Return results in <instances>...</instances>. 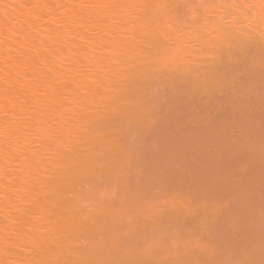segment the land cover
<instances>
[{"label": "snow or ice", "instance_id": "1", "mask_svg": "<svg viewBox=\"0 0 264 264\" xmlns=\"http://www.w3.org/2000/svg\"><path fill=\"white\" fill-rule=\"evenodd\" d=\"M181 6L191 18H179ZM208 7L187 0H0V65L8 73L0 77V111L11 116L0 124V264H218L209 243L173 226L195 214L190 202L141 190L136 180L133 186L132 148L116 130L132 110L131 97L161 66H182L194 42L201 55L215 56L220 42L259 33L264 49V0L217 6L242 9L244 23L231 13L218 20L196 13ZM45 13L57 30L99 29L120 17L127 43L98 44L100 55L85 53L64 78L48 79L51 68L43 77L25 72L22 78V70L63 51L51 35L52 45L29 43ZM176 33L187 40L178 43ZM73 72L79 78L67 79ZM69 89L73 107L66 103ZM157 234H171L175 244Z\"/></svg>", "mask_w": 264, "mask_h": 264}, {"label": "rangeland", "instance_id": "2", "mask_svg": "<svg viewBox=\"0 0 264 264\" xmlns=\"http://www.w3.org/2000/svg\"><path fill=\"white\" fill-rule=\"evenodd\" d=\"M234 86L208 105L159 87L152 127L131 124L122 141L132 148L134 187L136 180L141 190L177 195L197 209L174 227L209 243L218 264H264V86ZM204 208L231 209L240 222L229 211L227 225L221 215L214 228ZM165 236L175 244L171 234L157 239Z\"/></svg>", "mask_w": 264, "mask_h": 264}, {"label": "bare ground", "instance_id": "3", "mask_svg": "<svg viewBox=\"0 0 264 264\" xmlns=\"http://www.w3.org/2000/svg\"><path fill=\"white\" fill-rule=\"evenodd\" d=\"M8 2L74 4L79 2H96V0H8ZM104 2H126V0H104ZM139 2H144V0H139ZM168 2H184V0H168ZM187 2L213 6L197 9L196 13L200 16L218 20L220 16L231 13L232 16H235L237 23H244V12L242 9H224L217 6L228 4L259 5L261 0H187ZM256 11L259 12V8H257ZM12 14L14 15L15 13ZM177 14L179 18L184 21L191 18L193 12L187 11L181 6L177 10ZM180 27L183 28L185 33L190 32L186 24L180 25ZM258 31L259 29H257V32ZM50 35L52 38L59 40V43H55L54 47L57 50L62 49L63 51H61L59 56H55L54 54L48 56L45 63L35 69L28 68L22 70L20 73L22 78L25 72L33 77L36 75L43 77L47 74L49 68L52 69V74L48 79H54L56 76L64 78V73L68 72L72 66L85 62V53H87L88 56H99L100 50L97 48L98 44L103 43L112 47L120 45L121 42L127 43V33L121 26L120 17H117L115 21L108 20L107 23L99 29L92 28L88 31H81L79 29L57 30L56 24L53 23L51 18L45 13L44 19L37 25V30L31 33L32 39L29 43H35L37 47H39L42 42H47L48 45H52L53 39H50ZM175 37L178 43H184L187 40V37L183 36L181 33H176ZM0 59H2V57H0ZM262 60H264V49L260 47L259 33L252 38L237 35L234 42L228 45L220 42V47L216 50L215 56L205 57L201 55L199 46L194 42L193 45L187 49L186 59L183 61L182 66L173 65L172 68L161 66L160 75L145 83L139 93L131 97L133 99L132 110L126 117H121L118 120L116 130L123 140L126 130L131 124H147L146 126L151 128L153 124L151 119L152 107L157 101L159 87L164 90L176 91L178 92L177 95L181 97L185 96L188 92L193 100L198 99L203 101L204 105H208L215 97L221 96V94L226 92L229 93V91L231 92L234 85V87L238 85L247 87L250 84L264 86V66L261 64ZM3 75H8V73L4 70V67L0 65V77ZM73 78L78 79L79 77H77L74 72L71 77H67V79ZM21 86H24L23 79L21 81ZM71 100V89H69V96L66 103L68 106L73 107L71 105ZM3 103V97H0V108L3 107ZM10 118V115L5 116L4 112L0 111V124H2L4 120ZM0 165H2V161H0ZM13 166L15 167V165ZM3 207L4 204L0 201V208ZM229 211L232 215L233 213L236 214V216H233L235 219L237 217L236 222L240 220L236 212L232 211L231 213V209ZM229 211L226 210L223 212L222 210V212L225 213L224 215L228 214ZM203 212L208 214L210 222L215 226L214 228H216V224L218 225V217L223 213L220 214L219 211L218 215L216 211H208L205 208ZM229 215H227L228 217H223V215L220 217L221 222L225 220V225H227L226 221L229 222ZM223 218L224 220H222ZM218 221L220 222V219ZM2 222L3 217L0 215V223ZM237 224L239 223L237 222ZM218 226H221V223ZM218 232L216 233L219 234ZM2 242L3 237L0 235V243ZM256 263L260 264V262H254V260L249 264Z\"/></svg>", "mask_w": 264, "mask_h": 264}]
</instances>
